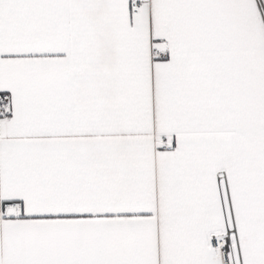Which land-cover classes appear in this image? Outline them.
<instances>
[{
    "label": "snow or ice",
    "instance_id": "snow-or-ice-1",
    "mask_svg": "<svg viewBox=\"0 0 264 264\" xmlns=\"http://www.w3.org/2000/svg\"><path fill=\"white\" fill-rule=\"evenodd\" d=\"M0 264H264V0H0Z\"/></svg>",
    "mask_w": 264,
    "mask_h": 264
}]
</instances>
